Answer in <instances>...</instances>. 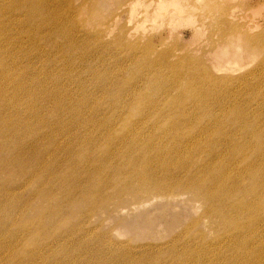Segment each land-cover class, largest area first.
<instances>
[{
  "label": "rangeland",
  "instance_id": "374dc122",
  "mask_svg": "<svg viewBox=\"0 0 264 264\" xmlns=\"http://www.w3.org/2000/svg\"><path fill=\"white\" fill-rule=\"evenodd\" d=\"M62 1L54 5L59 8L57 13L63 28L52 29V33L62 45L69 38L80 40L75 44V51L70 52L72 57L65 59L60 52L52 53L45 36L39 38V46L36 47L31 44L20 46L15 39H11L10 44H3L4 36L25 35L23 28L8 23L0 27V49L9 65L16 61L21 64L20 70L15 73L26 71L24 80L29 85L33 83L28 75H32L29 72L35 67L45 72L46 77L40 74L39 80L47 91L60 97L71 94L75 100L84 99L85 94H102L103 98V94H115L120 87L126 93L132 92L134 87L128 83L133 80L135 72L140 74L143 70L134 64L135 61L130 62L134 60L133 52L128 49L130 44L137 45L139 51L153 45L151 59L157 57L155 54L171 55L172 62L180 60V67L209 68L212 55L237 49L232 43L237 36H232V29L223 24L228 13L235 11L246 24L259 25L264 30V0H173L175 6L162 9L152 21L149 19L150 5L156 0H67L66 4ZM201 22L205 24L199 27L197 33L194 28ZM238 32L239 28L236 29ZM185 57H194V61H189L194 65L185 62ZM254 57L245 58L243 63H229L221 74L213 72L249 81H254L255 77L257 83H253V87L260 94H239L244 92L243 86L235 84L221 91L207 90L208 94L219 92L216 101L223 105L212 106V115H220L223 112L220 110H230L227 120L240 114L241 105L253 104L251 99H259L262 106L258 115L259 128L255 126V134H251L248 141L243 136H237L239 146L222 144L218 147L201 143L204 138L200 136H205L204 128L214 127L216 123L206 119L200 126L195 124L183 129L189 122H197L201 117L197 118L189 106L186 114L178 113L177 107L180 106L167 105L166 98L160 102L161 97L156 99V106L148 111V118L142 119L134 109L123 107L121 118L114 117L109 126L104 124V119L98 122L95 118L81 126H70L75 127L74 137L66 130L56 132L58 126L50 118L52 114L40 115L35 110L38 101L34 97L31 103L21 105L22 108L28 107L22 118L24 123L17 128L22 135L8 133L0 140V198L7 203V207L12 206L10 216L0 224V264H247L254 260L248 258L244 262L242 259L249 250L256 251L260 264H264V51L257 52ZM182 70L188 71L187 68ZM173 78L171 74L166 78L168 84L176 88L171 97L193 94L192 91L184 93L191 83L186 84L182 79L172 83ZM156 85L159 83L149 85L142 80L130 93L138 95L130 99L154 94L153 87ZM165 85L166 81L161 86ZM108 89H112L111 93H106ZM139 89L144 90L139 93ZM229 93L234 94L233 99ZM199 112L204 114L207 110ZM251 114L242 125L251 128ZM157 115L167 116L168 119L160 122ZM86 116L96 115L87 114L85 119ZM184 116L192 117V120L182 121ZM75 119L76 123L77 117ZM127 120L138 125L134 135V129L127 126ZM174 120H181V124ZM227 120L225 124L229 123ZM50 131H55V135ZM26 132L32 133L28 135ZM94 132H97L94 140L87 142ZM36 134H45V137L40 138ZM165 134L166 143L171 148L188 146L192 152H207L197 161L203 166L217 165L219 170L215 173L222 178L219 186L225 187L223 192H228L231 182L235 191L244 193L240 200L234 197L240 202L230 199L223 212L219 213L200 200L197 193L178 187L162 197L155 198L152 194L139 197L131 195V192L116 194L114 188L117 186L111 181V185L102 190L108 200L92 208L88 204H71L77 200L75 192L69 201L62 202L66 188L57 187L56 180L44 183L34 177L29 186L23 187L19 179L26 173H19L18 168L13 166L18 154L24 153L29 162L45 167L46 174L53 172V176L70 177L81 185V175L72 169L58 173L60 166H67L72 158L79 156L77 153L89 147L95 151L90 155L91 161L92 157L106 156L95 163L105 164L108 168L99 173L107 174L121 159L126 163L132 160L134 154L129 155L132 146L128 142L134 136L163 138ZM195 140L201 147L194 149ZM29 144L33 145L35 154L25 152L30 149ZM250 145H254L255 150H248L247 156L240 159L236 152L250 149ZM78 168L86 170L87 166L78 161ZM196 168L198 164L193 166V169ZM257 171L259 174L252 175ZM169 173L163 176L173 179ZM178 178L184 180L185 173L181 171ZM33 184L38 191L44 189L40 185L52 187V199L40 201L35 196ZM99 185L104 183L97 184L95 188L100 189ZM4 191L9 195L14 193V198L7 197ZM48 208L56 213L55 222H48L45 217ZM87 210L90 213L86 218L80 217ZM84 231L86 234H83Z\"/></svg>",
  "mask_w": 264,
  "mask_h": 264
},
{
  "label": "bare ground",
  "instance_id": "6f19581e",
  "mask_svg": "<svg viewBox=\"0 0 264 264\" xmlns=\"http://www.w3.org/2000/svg\"><path fill=\"white\" fill-rule=\"evenodd\" d=\"M58 3L59 0H30L28 2L25 0H0V27L5 26V23L13 24L16 28H23V34L25 33L22 37H15L13 35L4 36L2 38V43L10 44L11 39H15L20 43V46L31 44L33 47H36L39 46V38L45 36L48 37L45 41L48 46L52 48V53L60 52L65 59L72 57L73 55L72 53L70 55V52L75 51V44L80 40H78V38H69V41H66L65 44L62 45V43L55 40L54 33H52V29L57 31L60 30V28H63L60 21L61 17L57 13L59 8L54 5ZM62 3L66 4L67 0H63ZM150 6H152V10L149 13V19L152 21L155 20L162 9L165 10L166 8H172L175 6V3L173 0H156ZM241 19L242 18H240L235 11H231L227 14L226 21L224 20L223 24L228 25L229 28L232 29V36H237L234 37L235 40L233 39L234 41H232L234 45L236 44L237 49L234 52L222 51L219 54L212 55V61L209 68H193L189 65L180 67V60L172 62L171 60L173 59L171 58V55L155 54L157 57L151 59L150 56L154 47L153 45L145 46L139 51L138 47H136L137 45L130 44L128 49L134 54V60H131L130 62L135 61L134 64L143 70L140 74L138 71V73L135 72L133 80L128 83L134 87L132 92L135 91L136 85L142 80L149 85H152L155 82L159 83V85L153 87L154 94H139L142 95V97L134 100H131L130 98H134L138 94H130L132 92L126 93L121 87L116 89L115 94L110 92L112 89H108L109 91H106V93L111 94H103V98L102 94L101 96L98 94H85L84 99H78L79 101L73 99L71 94H66V96L60 97L59 94H53L44 88L43 82L39 80V76L42 74L46 77L45 72L35 67L32 68L33 71L31 72L28 70L29 73H32L31 76L28 75V78H30V81L33 83L31 86L24 80L27 77V74H25L26 71H20L17 74L15 73L21 64L16 61L9 65L0 49V140L4 139V136L8 133L22 135L17 128L24 123L22 118L24 114L27 113L25 108L28 107L25 106L22 108L21 105L31 103L30 100L32 97L38 101V106L35 107V110H37L40 115L45 117L48 113L52 114L50 118H53L54 125L56 124V126H58L56 132L66 130V132L72 137L75 135V131L73 130L75 127L71 128L70 126L75 124H77L75 125L76 127L81 126L88 122H92L94 118L98 122L104 119V124L109 126L114 122V120H112L114 117L117 119L121 118L120 114L123 112L121 111L123 107L134 109L142 119L148 118L150 116L147 114L148 111L156 106V99L161 97L160 102L166 98L168 99L167 105L180 106L177 107L178 113L186 114L187 106H189L192 107L193 110L191 112L195 113L197 118L201 117V120H197V122H195L196 120L194 122L191 121L189 122V125H185L183 129H188L195 124L200 126L203 120L206 119L216 123L214 124V127L204 128L205 136H200V138H204L201 140V143H206V145L211 146L216 145L218 147L222 144H226L228 147L241 145L236 141L237 136H243V139L248 141L249 136L255 134V126L259 128L260 121L258 115L260 111L259 109L262 108L259 99H251L253 104H250L249 102L241 105L240 108L238 107L241 110L240 114L227 120L226 115L231 112L230 110L227 112L225 110H220L219 112L223 111L220 115H216L215 113L212 115L210 111L212 106H223L216 101L219 92H215L214 94L207 93V90L215 91L218 89L221 91L222 88H226L228 85L233 86L235 84L243 86L244 92H240L239 94H260L258 90L253 87V83H257V80L254 79L255 77H253L254 81H249L242 77L234 79L229 76L216 75L217 73L221 74V71L225 72V69L227 68L226 66H228L229 63H243L245 58L254 57L257 52L264 51V30H262L259 25L252 26L251 24H246L245 21ZM204 24L205 23L202 22L198 23L197 27L194 28L195 31L198 33L200 31L199 27L204 26ZM237 28H239L240 31L238 33H236ZM69 45H71L70 49H66ZM139 56L141 57L139 58ZM7 58L9 59L8 56ZM193 58L185 57L184 59L185 62H189L194 61ZM189 63L192 64L191 62ZM183 68H187L188 71L182 70ZM49 71L52 73V69ZM213 71H217V73H214ZM169 74L174 76L171 80L172 83H176L179 79L184 80L186 84L191 83V86L186 88L184 93L192 91L193 94H177L176 97H171L172 91L176 90V88L171 87L170 83L168 84L166 78ZM165 81L167 85L161 86ZM192 85L194 87H192ZM28 88L31 91H28ZM143 90L144 89H139L138 91L140 93ZM249 91L250 93H248ZM229 94L230 98L234 96V94ZM100 98H102V100H100ZM203 109H206L207 112L200 114L199 111ZM250 113H252L251 128L241 124L242 122H247L246 119ZM87 114H95L96 116H86L85 119V115ZM76 117L77 122L75 123ZM180 117L181 116H177V118L181 119ZM80 118L81 120H78ZM157 119L162 122L163 119H168V117L157 115ZM225 119L227 120V123L229 122L228 124H225ZM186 120H192V117L184 116V120L182 121ZM173 122L181 124V120H174ZM127 126L134 129V135L137 131L136 129L138 128V125L127 120ZM31 133L32 132H26L25 134L30 135ZM50 134L55 135V131H50ZM82 134L85 135V133ZM96 135L97 132L89 135L87 142L94 140ZM122 135L123 134H120V136ZM36 136L41 138L45 137V134H36ZM166 137L167 134H165L163 138L141 135L134 136L128 142V145L130 147L132 146L129 155L134 154L132 160L129 163H126L121 159L119 163L114 165V168H112L113 170L107 174L99 173V171L108 168L105 164L95 163L96 161L103 160L106 156L98 155L92 157L91 161L90 155L94 154L95 151H92L91 148L87 147L82 153H77L79 156L77 158H72L67 166L62 168L60 166L58 169V173L63 170L69 171L70 169L79 173L81 175V181H83V184L81 185V182L77 183L76 180L74 181L70 177H62L59 174L53 176V172H48L46 174L45 167L29 162L24 153L18 154V160L14 161L13 166L16 169L18 168L17 171L19 173H22L23 171L26 173L19 179V181L22 182L23 187L29 186L34 177L35 180H43L44 183L47 180H56L58 182L57 187L66 188L65 194L62 196V202H66V200L69 201L73 196L72 193L75 192L77 200H73L71 204H88L92 208H95L100 202L104 203L108 200L107 195L102 190L105 186H110L111 181H114V185L117 186L114 188L116 194L131 192V195L139 197L148 194H152L155 198L162 197L165 193H170V190H173L174 187H178V189L186 192L197 193L200 196V200L210 204V207L213 206V208L218 210L219 213L223 212V208L227 205L230 199L240 202V197L243 196L244 193L235 191L236 188L231 187V182H229V188H227L229 189L228 192H223L225 187L219 186L222 183V178L215 173L219 170L217 165L203 166L197 161L199 160L197 158L204 157L207 152H192L188 146L171 148L166 143L168 140ZM196 141L197 140H195V142ZM134 143L139 144L133 145ZM29 145L30 149L25 152L27 154H35L32 148L33 145ZM19 147H22V145ZM199 147H201L199 142L194 143V149ZM182 148H186V150ZM253 148L254 145H250V149L238 151L236 152V155L240 159H243L247 156L248 150H255ZM256 152H258V150H256ZM8 153L11 154V152ZM78 161H83L86 164L87 169L80 170L78 168ZM175 164L183 165L174 166ZM197 164L198 168L193 169V166L195 167ZM169 171V175L173 176V179L163 176V174H168ZM181 171L185 173L184 180L178 178ZM257 174H259L258 171L252 175ZM204 176H206V179H202ZM197 177H199V179H197ZM101 183H104V185H99L100 189H96L97 184ZM40 186L44 188L43 191L36 190L37 187L35 188L33 184L35 196L38 197L40 201H50L52 199L50 195L52 187H46V185ZM132 190L135 191L132 192ZM4 192L7 197L14 198V193L9 195L6 191ZM234 197L239 198V200ZM11 207H7V203H4L0 198V224L10 216ZM89 211L90 210L84 211L80 217L86 218V215L90 213ZM55 214L56 213L52 208H48L47 215L45 216L48 222H55ZM65 216L66 214H64L63 217ZM226 217L230 220L228 213H226ZM83 234H86V231H84ZM84 238L88 239L87 237ZM257 245L259 246V250L256 249L261 252L260 245L258 243ZM255 253L256 251L252 250L246 251L242 259H244L245 262L248 258H253L254 260L247 264H260L261 260L259 256L255 255Z\"/></svg>",
  "mask_w": 264,
  "mask_h": 264
}]
</instances>
